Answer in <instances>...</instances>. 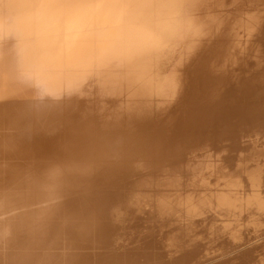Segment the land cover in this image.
I'll return each instance as SVG.
<instances>
[{
    "label": "bare ground",
    "instance_id": "obj_1",
    "mask_svg": "<svg viewBox=\"0 0 264 264\" xmlns=\"http://www.w3.org/2000/svg\"><path fill=\"white\" fill-rule=\"evenodd\" d=\"M260 133L264 0H0V264H198L264 213Z\"/></svg>",
    "mask_w": 264,
    "mask_h": 264
},
{
    "label": "rangeland",
    "instance_id": "obj_2",
    "mask_svg": "<svg viewBox=\"0 0 264 264\" xmlns=\"http://www.w3.org/2000/svg\"><path fill=\"white\" fill-rule=\"evenodd\" d=\"M259 135L263 136L264 133H260ZM263 138H264V136H263ZM218 143H219V142H213L211 145H214V146H215V144H216V145H220V144H218ZM225 143H227V142H225ZM214 146H213V147H214ZM227 148H228V149H227ZM219 149L221 150L220 146H216L215 150H213L214 153H215V154H213V155H214V158H215L216 160H217V156L221 157V154L218 152ZM226 149H227V151L225 152L224 155H226V156H228V157L233 156V155H231L232 153L228 152V150H229V146H227ZM222 154H223V153H222ZM224 155H223V156H224ZM218 159H219V158H218ZM150 187H151V188L153 187L152 189H156L155 186H149V188H148V186H147L148 189H146V187L144 188L145 191L147 190V192H145V191H142L143 189H141L140 191H139L138 189H136L137 191H134L135 188H132V189H133V192H130L129 194H131V195L134 196V197L136 196V198H137V197H138L137 194H138L139 192L142 191L143 193L141 192L142 194H138V195H141L142 197H143V196H146V198H145V201H146V199L149 198L148 196H150V195L152 196L154 193H155L154 195H156V193H157V196H156V197H155V196L153 197V198H155V199L152 198L153 200H156V199L159 200V198H160L161 200H165L164 197H166V196H167L168 198H170V200H171V199L176 198V197H172V196L175 195L173 192L175 191L176 194H177V193H178L177 191L179 190V187H178L177 189H175V190H174V188H173V190H172L171 188L168 189L167 187H166V188H165V187H161V188L159 187V188H160L159 192L157 191V190H158V189H157L156 191L154 190V193H153V192H152V189H151ZM261 187H262V188H261L260 190H263L264 184H262ZM162 188H163V189H162ZM164 188H165V190H164ZM182 188H183V190H184L185 192L182 190ZM182 188H180V189H181L183 192H182V191H180V192H182L183 194H182V193H179V195H176V196H180V194H181V197H185V196H186V198L191 199V201H192V199H194V196H196L197 198H196V197H195V198H196L197 200L194 199V201L196 200L197 202H199V201H198V197H200V195H198V193H199L198 191H197L198 193L195 195V194H194V193H195L194 191H192V190H187V188H184V187H182ZM241 188H243V187L241 186ZM167 189H168V190H167ZM185 189L187 190L188 193H186V190H185ZM238 189H239L240 192H241L242 190H244V188H243V189H240V187H239ZM97 190L100 191L101 189L98 188ZM109 190H111V189H108V191H109ZM166 190H167L168 192H169V191H170V192L173 191V192H171L173 195H172L170 192H169V194H168V192L166 193ZM108 191L106 190L107 193H109V192L114 193L113 190H112V191H109V192H108ZM117 191L119 192V190H117ZM117 191L115 192V194L118 193ZM121 191H123V190H121ZM129 191H131V190H129ZM199 191H200V190H199ZM218 191H219V190H218ZM218 191H217V192H218ZM220 191H221V189H220ZM234 191H235V190H234ZM234 191H233V193H234ZM263 191H264V190H263ZM263 191H262V192L259 191V192L262 193V194L260 193L262 196L264 195V194H263ZM96 192H97V191H96ZM101 192H102V190H101ZM103 192H104V190H103ZM106 192H105V193H106ZM135 192H136V193L138 192V193L136 194ZM148 192H149L150 194H148ZM160 192H161L162 194H160ZM191 192H193V193H191ZM201 192H203V191H200V193H201ZM204 192H207V191H204ZM235 192H237V190H236ZM98 193H100V192H98ZM122 193H127V192H126V191H125V192L123 191ZM132 193H134V194H132ZM144 193H145L146 195H145ZM152 193H153V194H152ZM189 193H191V194H189ZM200 193H199V194H200ZM208 193H211V195L213 194L212 191H208ZM233 193H231V194H229V195H232ZM119 194H121V193L119 192ZM184 194H185V196H184ZM186 194H188V195H186ZM220 194H224V195H226L224 192H220L219 195H220ZM235 194H237V193H235ZM235 194H234V195H235ZM165 195H166V196H165ZM170 195H171V196H170ZM189 195H191V196H189ZM192 195H194V196H192ZM208 195H209V194H208ZM217 195H218V193H217ZM241 195H242V194H241ZM201 196H202V193H201ZM232 196H233V195H232ZM262 196H260V197H261L262 199H264ZM139 197H140V196H139ZM157 197H158V198H157ZM161 197H162V198H161ZM190 197H192V198H190ZM212 197H214V196H212ZM200 198H201V197H200ZM232 198H233V200H231V202H235V203H236V204H234V205H237V204L240 205L239 202H238V199H237V198H234V196H233ZM150 199H151V197L149 198V200H150ZM152 199H151V200H152ZM234 199H235V200H234ZM236 199H237V201H236ZM149 200L146 202V204H145V202H143L145 205H147V203L149 204V205H147V206L144 205L143 208H144L145 211H147L148 208L150 209V202H151V200H150V201H149ZM209 200H210L209 205H211V206L207 205L208 208L201 209L203 214L200 212L201 215H203V216H202L203 219L206 218L207 220L204 219V221H202L203 219H202L201 215H199L201 219H200L199 217H197V218H196L197 222L199 221V222H198L199 225H200V223H205V225H207V226H209V222H210V221H212V223H213V222H214V223H217V222H218L217 225H219V226H216L215 224H214V225L211 224L212 227H213V226H215V227H222V226H224V228H225L226 225H227V222L229 223V222L231 221V220L229 219L230 216H228L227 213H225V212L222 213V212L218 209L219 207H218L217 204L215 203V199H213V200H212V199H209ZM209 200H208V201H209ZM211 200H212V201H211ZM174 201L176 202L177 200L175 199ZM194 201H192L191 203H193ZM208 201H207V204H208ZM170 202H171V201H170ZM175 202H172V203L174 204ZM197 202H196V203H195V202L193 203L195 207H193V206L190 207V208H192V210H193L194 208H195L194 210H196L197 208H198V210H199V207H197V206H198ZM177 203L179 204V205L177 204V209H175V208H176V206H175L176 204H174V205H173L174 207L171 208V209H172V213H173V212L178 213L177 215H176L175 213H173V214L176 215V216H174V215L172 214V216H174V217H177L178 215H180V214L183 212V211H182L183 209H184V210H185V209H186V210H189V208L187 209V207H186V206H188V204L191 206V204H190V200H188V203L186 202L185 205H183L184 203H179L178 201H177ZM180 204H181L182 207H180ZM193 204H192V205H193ZM171 205H172V204H171ZM183 206H185V208H184ZM145 207H147V208H145ZM178 207H180V208H178ZM209 207L211 208V210H210ZM213 207H214V209H213ZM237 207H238V206H237ZM181 208H182V210H181ZM245 208H246V207H244V209H245ZM146 209H147V210H146ZM174 209H175L176 211H175ZM179 209H180V210H179ZM208 209H209L210 211H208ZM215 209H216V212H217V213L214 211L215 213L213 214V210H215ZM177 210L180 211V212L182 211V212L180 213V212H178ZM217 210H218V211H217ZM148 211H150V210H148ZM211 211H212V212H211ZM209 212H211V213L209 214ZM215 214H216V215H215ZM217 214H220L221 216H219V215H217ZM260 215H261V217H259ZM260 215H259V216L257 215V216L255 217L256 219L254 218L255 215L252 216L253 219H254V221H255V220H257V221H255L256 223L253 222V223H254V226H253L252 228H253L254 230H253V229H249L250 231L252 230L251 233H249V231H247V230H246V231H247L248 233L245 232L242 228H240L241 226L239 227L240 230H239V228H238V229L236 228V229H237L236 231H234V230L232 229V227H229V228H231V229H229V228H228V229H229V230H233V231L226 230V228H225L226 232L224 231L223 234L221 233L222 236H221V234H220V237L218 236V238H221V239L216 238V241H215L214 239H212V242H211V240L208 241L209 245L212 243L210 246L208 245L207 242H205V243L203 242V244L201 245V247H202V246H205V247H203V248L199 247V248L201 249V253H202L201 255H202L203 257L198 258V259H199V262L201 263V261H202L201 264H204L205 262H206L205 264H217V263H219V262H221V261H223L222 264H256V262H258V261H256V260L254 261V259H256V258H254V257H256V256H254V255H253V256H254V257H253V261H251L250 263H248V262L251 260V255H250L251 253L249 252V255H248L246 252H248V251H247V250H248V247L251 248L252 246L254 247V246H256L257 244H258V245H262V247H263V245H264V244H263L264 242H262V240L259 241V239H262V238H263V241H264V226H263V225H264V217H262V215H264V213L262 214V212H261ZM216 216H217V218H216ZM226 216L229 217V218H227ZM220 217H222V219H221ZM252 217H251V218H252ZM219 218H220V219H219ZM223 218H224V222H222ZM225 218H227V220H226ZM258 218H260V219L262 220V223L260 222L261 220L258 219ZM189 219H190V218H189ZM199 219H200V220H199ZM248 219H249V218H248ZM248 219H245V220L242 221V226H243L244 228H245L246 225L248 226V224L252 223L251 219H249V220H248ZM205 220H206V221H205ZM208 220H209V221H208ZM228 220H230V221H228ZM258 220H259V223H258ZM188 221H189V220H188ZM190 221H191V222H190ZM190 221H189L190 223H192V221H193V224H196V225L198 224L195 220H191V219H190ZM200 221H201V222H200ZM245 221H246V223H244ZM189 222H188V223H189ZM194 222H195V223H194ZM233 222H234V221H233ZM247 222H248V223H247ZM249 222H250V223H249ZM257 223H258V224H257ZM255 224H256V225H255ZM259 224H262V225H259ZM191 225H192V224H191ZM211 225H210V226H211ZM252 225H253V224H252ZM193 226H194V225H193ZM256 226H257V227H256ZM258 226H259V227H258ZM260 226H261V227H260ZM262 226H263V228H262ZM227 227H228V225H227ZM260 228H261V229H260ZM257 229H258V230H257ZM259 229H260L261 232L259 231ZM255 230H256V231H255ZM222 231H223V230H222ZM237 231H240V232H241V235H243V236L241 237L240 232H238V233H239V234H238ZM227 232H228V233L231 232V233L228 234ZM235 232L239 235V236L236 235V237H235V238H236V242H235L234 239H232V238H234V236H235ZM252 232H253V233H252ZM254 232H255V233H254ZM257 232H260V233L263 234V235H260V234H259V235H260V236H259V235H257V234H258ZM244 233H246V234H244ZM249 234H250V235H249ZM244 235H245V236H244ZM253 235H254L255 237L258 236V237H260V238H259V239H258V238L256 239L255 237H253ZM224 236H225V237H224ZM226 236H227V237H226ZM229 236L231 237V239H230ZM237 236H238V237H237ZM261 236H263V237L261 238ZM223 237H224L225 239H224ZM252 237H253L255 240H253ZM238 238L240 239V242H239L240 245H241V241L243 242V244L245 243V246H244L243 244H242V247L239 245V246L242 248V250H241V248H239V246L237 245V244H238V243H237V242H238V241H237ZM223 239H224V241H222V242H221V241H218V240H223ZM226 239H228V240H227L228 242L226 241ZM239 239H238V240H239ZM250 239H252V240H250ZM231 240H233L232 243L235 242L236 244L234 243L235 245H233V244L231 243ZM256 240H257L258 243L256 242ZM248 241H250L251 244H253L254 242H255V243H254L253 245H250V243H249ZM213 242H215V243H213ZM216 242H217V243H216ZM218 242H219V244H218ZM260 242H262V243H260ZM246 243H247V244H246ZM256 243H257V244H256ZM259 243H260V244H259ZM206 244H207V245H206ZM213 244H214V245H213ZM215 244H216V245H215ZM255 244H256V245H255ZM232 245H233V247H231ZM236 245H237L238 247H237ZM248 245H250V246H248ZM207 246H208V247H207ZM234 246L237 247V248H235ZM243 246H244L245 248H244ZM246 246H248V247H246ZM238 248H239V249H238ZM246 248H247V249H246ZM263 248H264V247H263ZM202 249H205V251L202 252ZM229 249H230L231 251H229ZM232 249H235V250H232ZM251 249H252V248H251ZM56 250L59 251V249H56ZM62 250H63V249H61V251H62ZM221 250H222V251H221ZM227 250H228V251H227ZM236 250H237V251H236ZM244 250H246V251H244ZM249 250H250V249H249ZM58 251H56V252H58ZM235 251H236V252H235ZM242 251L244 252V253H243L244 255L241 254ZM250 251L253 252L254 250H250ZM262 251H263V254L261 253L260 256H263V255H264V250L262 249ZM66 252H67V251L63 250V251L61 252V254L63 253V254H62L63 256H64V253H65V255H66V254H70V253H68V252L66 253ZM222 252H223V253H222ZM224 252H225V253H224ZM239 252H240V255H239ZM254 252H255V251H254ZM254 252H253V253H254ZM257 252H259V251H257ZM220 253H222V254H226V256H224V255H222V254H220ZM231 253H232V254H231ZM203 254H204V255L206 254V255L204 256ZM227 254H228V256H227ZM229 254H231V255H229ZM237 254H238V255H237ZM55 255H57V257H58V254H57V253H55ZM201 255H199V256H201ZM218 255H220V257H221L222 260H221L220 258L216 257V256H218ZM221 255H222V256H221ZM256 255H257V254H256ZM223 256H224V257H223ZM233 256H234V258H232ZM235 256L237 257V259H236ZM215 257H216V258H215ZM65 258H66V256H65ZM205 258H206V259H205ZM207 258L210 260V263H209V260H208ZM213 258H215V261H214V260H211V259H213ZM217 258L220 259V260H218ZM230 258H231V260H228V259H230ZM239 258H240V259H239ZM204 259H205V260H204ZM207 260H208V261H207ZM226 260H228V262H225ZM195 261H196V262H195ZM197 261H198L197 259L194 260V263L197 264ZM203 261H204V262H203ZM211 261H214V262L211 263ZM199 262H198V264H199ZM262 262H263V261H262ZM191 263L194 264L193 261H192ZM191 263H190V264H191ZM260 263H261V261L259 262V264H260ZM257 264H258V263H257Z\"/></svg>",
    "mask_w": 264,
    "mask_h": 264
}]
</instances>
